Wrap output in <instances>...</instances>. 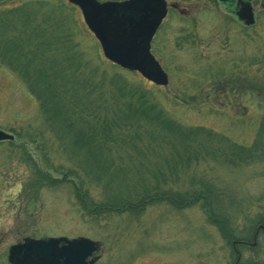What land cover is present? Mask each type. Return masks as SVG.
Listing matches in <instances>:
<instances>
[{
    "label": "rangeland",
    "instance_id": "rangeland-1",
    "mask_svg": "<svg viewBox=\"0 0 264 264\" xmlns=\"http://www.w3.org/2000/svg\"><path fill=\"white\" fill-rule=\"evenodd\" d=\"M167 2L168 15L152 42V52L169 76L167 86L156 87L139 73L123 72L107 62L81 10L67 0H0L3 38L10 42L21 31L60 22L67 52L55 58H82L84 75L93 71L95 81L106 78L108 83L116 72L123 74L131 89L147 90V97L181 126L214 133L221 140L216 139L218 146L252 145L264 121L261 0H253L256 22L251 26L229 15L222 0ZM1 58L0 130L15 138L0 142V264L7 263L3 250L23 237L61 236L97 241L101 260L96 264L235 262L231 240L209 221L202 202L188 206L168 200L181 203L183 192H196L207 183L221 196L218 200L229 213L235 240L248 238L264 216V158L232 165L202 152L191 160L184 158L183 165L178 162L175 174H169L171 184L149 185L165 190L169 199L150 203L136 214L87 216L73 194L76 180L67 177L60 182L62 176L51 167L65 163L68 152L60 150L54 135L45 137L53 146L52 158L42 149L44 140H33L45 125L39 105L21 76ZM198 139L204 141L199 135L194 142ZM43 174L51 181H43ZM250 253L264 263L261 248ZM250 253L243 252L242 262Z\"/></svg>",
    "mask_w": 264,
    "mask_h": 264
},
{
    "label": "trees",
    "instance_id": "trees-1",
    "mask_svg": "<svg viewBox=\"0 0 264 264\" xmlns=\"http://www.w3.org/2000/svg\"><path fill=\"white\" fill-rule=\"evenodd\" d=\"M4 31L1 16V63L21 76L45 121L33 140H44L42 149L52 158L54 149L45 137L54 135L60 150L68 152L65 163L51 167L62 176L60 182L67 177L76 180L73 194L87 216L136 214L150 203L169 199L165 190L159 192L149 185L171 184L170 175L175 174L178 162L183 165L184 158L191 160L202 152L214 159L219 155L232 165L264 158V121L252 145L228 142L218 146L214 133L181 126L147 97V90L131 89L123 74L116 72L108 83L106 78L95 81L93 71L84 75L82 58H55L67 52L60 22L21 31L10 42L3 38ZM49 55L54 58H45ZM199 135L204 141L198 139L197 144ZM47 178L43 174V181ZM205 184L196 192H183L181 203L172 198L168 202L188 206L202 202L209 221L220 227L224 237L228 241L236 238L229 213L218 200L221 196Z\"/></svg>",
    "mask_w": 264,
    "mask_h": 264
},
{
    "label": "water",
    "instance_id": "water-1",
    "mask_svg": "<svg viewBox=\"0 0 264 264\" xmlns=\"http://www.w3.org/2000/svg\"><path fill=\"white\" fill-rule=\"evenodd\" d=\"M82 13L85 24L99 41L104 57L121 68L138 72L147 81L167 86L169 76L151 51L153 37L167 15L166 0H67ZM264 5V0H261ZM233 14L251 26L256 18L250 0ZM14 136L0 130V141ZM64 242L62 246L60 243ZM99 243L87 237L26 239L10 249L11 264H93L87 261Z\"/></svg>",
    "mask_w": 264,
    "mask_h": 264
},
{
    "label": "flooded vegetation",
    "instance_id": "flooded-vegetation-1",
    "mask_svg": "<svg viewBox=\"0 0 264 264\" xmlns=\"http://www.w3.org/2000/svg\"><path fill=\"white\" fill-rule=\"evenodd\" d=\"M222 2L224 4V8L226 9V12L229 15H231L236 21L243 24L242 21H239L235 17L233 12L237 11V10L241 11L246 0H222ZM250 2L253 5V0H251ZM262 7L264 8V5H262ZM168 12H169V4H168ZM181 12L183 13V8H181ZM28 238L29 237H23L21 240H19L18 242L14 243V244L23 243L24 240L28 239ZM30 238H32V237H30ZM14 244H9L8 247L3 250L4 252L2 254L4 256V259H6V261H7L6 264H11L9 262V252H10L11 246ZM63 244H64V242H61L60 246H62ZM231 244H232L233 252H234V255L236 258V260L233 264H264L263 262L256 261L254 256H251V253H250L258 247L261 248L262 251H264V216L258 220L254 229L249 232L248 238L241 239V240H239V239L235 240V238H232ZM246 251H247V253L248 252L250 253L249 256H251V257L249 258L248 261L242 262L243 252H246ZM100 258H101V252L98 251L96 253H93V255L87 259V261L89 262V261L95 259L93 264H96L99 260H101Z\"/></svg>",
    "mask_w": 264,
    "mask_h": 264
}]
</instances>
